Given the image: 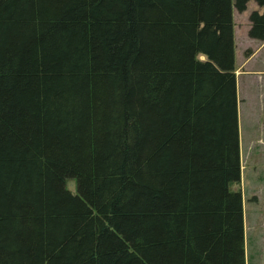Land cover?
Here are the masks:
<instances>
[{"label": "trees", "instance_id": "obj_1", "mask_svg": "<svg viewBox=\"0 0 264 264\" xmlns=\"http://www.w3.org/2000/svg\"><path fill=\"white\" fill-rule=\"evenodd\" d=\"M248 1L0 0V264H244Z\"/></svg>", "mask_w": 264, "mask_h": 264}, {"label": "rangeland", "instance_id": "obj_2", "mask_svg": "<svg viewBox=\"0 0 264 264\" xmlns=\"http://www.w3.org/2000/svg\"><path fill=\"white\" fill-rule=\"evenodd\" d=\"M253 1L232 10L244 264H264V41L247 36ZM72 190V182H68Z\"/></svg>", "mask_w": 264, "mask_h": 264}]
</instances>
